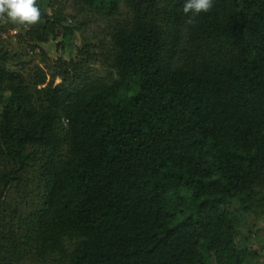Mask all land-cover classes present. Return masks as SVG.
Instances as JSON below:
<instances>
[{"label":"trees","instance_id":"obj_1","mask_svg":"<svg viewBox=\"0 0 264 264\" xmlns=\"http://www.w3.org/2000/svg\"><path fill=\"white\" fill-rule=\"evenodd\" d=\"M184 2L37 0L39 23L0 21V264L261 256L237 225L263 231L264 0H213L193 25ZM121 7L75 45L81 11ZM57 40L75 55L49 63Z\"/></svg>","mask_w":264,"mask_h":264},{"label":"rangeland","instance_id":"obj_2","mask_svg":"<svg viewBox=\"0 0 264 264\" xmlns=\"http://www.w3.org/2000/svg\"><path fill=\"white\" fill-rule=\"evenodd\" d=\"M43 8L46 11H50L49 2L44 1ZM81 13L85 17V19L88 20V24L82 28L80 33L77 34L75 38L76 46H81L84 41H103L105 36L108 35L109 30L112 29V27L117 23V21L120 22L124 19L126 20L129 16V11L126 10V8L124 7H121L120 12L118 14L109 18H104L100 15H93L87 10L81 11ZM14 33H16V30L9 32L10 35ZM4 36L5 35H3V37ZM7 42H9L7 44L10 47L15 48L14 44H12L10 39H8ZM41 46L45 50L47 57H49V63L59 57L68 59L71 56L75 55V47H71L66 43L63 47H61L59 40L49 41L47 43H43ZM27 58L32 59L33 62H38L41 60V57L39 56L38 52H35L34 55L27 56ZM257 228H261L263 230L258 233L259 236H255L256 234L254 235L252 233H248V224H246L244 220L239 222V224L237 225V231L240 234V244L243 243V240L248 239L249 243H251L253 247H257L256 249L260 250L259 253L261 256L256 259L254 258L253 260H248L249 264L256 263L255 260H257L258 264H264V257H262V254L264 255V218L257 225L253 226L252 230L256 231Z\"/></svg>","mask_w":264,"mask_h":264},{"label":"clouds","instance_id":"obj_3","mask_svg":"<svg viewBox=\"0 0 264 264\" xmlns=\"http://www.w3.org/2000/svg\"><path fill=\"white\" fill-rule=\"evenodd\" d=\"M213 7V0H185L183 13L188 17L185 23L193 25L200 13H207ZM41 9L37 0H0V21L17 27L39 23Z\"/></svg>","mask_w":264,"mask_h":264}]
</instances>
